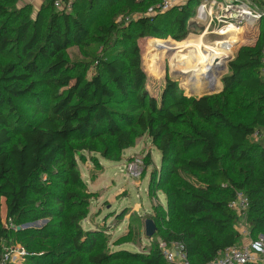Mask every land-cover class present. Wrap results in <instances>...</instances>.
Here are the masks:
<instances>
[{"label": "trees", "instance_id": "trees-1", "mask_svg": "<svg viewBox=\"0 0 264 264\" xmlns=\"http://www.w3.org/2000/svg\"><path fill=\"white\" fill-rule=\"evenodd\" d=\"M55 1L45 0L34 18L28 7L17 12L0 4V57L11 54L0 61V259L9 250L4 245L21 242L28 264H112L121 258L168 264L158 240L142 253L99 250L97 237L113 227L82 229L89 197L71 189L81 180L76 158L84 150L111 158L132 145L137 130L161 152L162 170L151 180L168 184V207L176 210L161 239L183 242L192 264L211 263L239 244L240 214L233 204L240 194L248 200L250 232L256 239L264 236V146L250 140L264 129V29L254 45L236 52L220 93L187 98L180 82L167 75L158 102L148 90L140 46L132 37L117 55L101 58V71L90 79L77 71L67 51L89 37L87 15L57 9ZM99 1L120 12L146 5L136 36L159 33L155 22L165 12L147 15L157 0H76L73 6ZM194 12L179 6L174 20L183 29ZM101 30L112 35L117 26ZM153 47L160 56L161 49ZM122 102L124 109L110 106ZM21 105L27 113L20 115L24 128L15 136L11 120ZM56 217L63 224L50 231ZM40 219L48 222L24 226Z\"/></svg>", "mask_w": 264, "mask_h": 264}, {"label": "rangeland", "instance_id": "rangeland-1", "mask_svg": "<svg viewBox=\"0 0 264 264\" xmlns=\"http://www.w3.org/2000/svg\"><path fill=\"white\" fill-rule=\"evenodd\" d=\"M202 1L204 0H179L170 10L165 11L163 16L157 17L155 28L159 30V33L152 31V36L143 38L136 36L138 32L137 21L139 15L145 13L143 10L147 9L146 5L141 10L120 12L119 9L100 1L91 5L90 3H76L67 11L72 15L77 12L86 13L89 37L81 44L70 46L67 57L70 60L77 61V71L85 75L88 80L93 74L101 71L99 66L101 58L117 55L119 51H122V48L125 49L129 44L126 39L132 37V42L136 41L140 46L143 68L149 78L148 90L151 95L157 98L158 102H160L163 90L166 87L165 79L167 75L180 82V88L184 91L185 97L197 96L194 93L195 88L191 85V82L193 84L197 82V80H191L193 73L191 67H195V65L192 62L186 64L183 62V58H175L176 51L170 50L166 42L171 40L177 43H198L203 40L205 44L216 45L227 38V35L205 34V26L202 24L194 26L195 23H192V20H189L186 27L182 29L174 20L177 7L187 5L190 9H194V15L196 16L197 7ZM44 2L45 0H0V4L7 7L9 11L20 12L28 7L33 18ZM138 11H142V13ZM150 16H156V14ZM195 16L192 18H195ZM112 24L117 26V30L112 35L102 32L103 26ZM261 32L259 26H250L243 30L241 39H239L237 46H234L233 54L224 60L227 64L224 66L223 63L221 66L224 67L216 72L220 81V89L215 92L216 94L223 89L222 78L229 73V65L235 59L236 52L243 46L254 45ZM174 34L178 38H175ZM149 42L152 48L150 51H148ZM157 42L165 50H162ZM154 45L161 49L160 56L156 55L157 52L154 53ZM187 46L182 54L191 52V44ZM10 56L11 54L5 53L1 55L0 61L4 62ZM120 101L125 102L124 100ZM123 102L120 104L112 103L110 106L124 109L125 103ZM26 113L27 107L25 109L21 105L15 121L11 120L15 136L24 128L20 115L23 114L24 117ZM222 138L224 147L227 143L224 132H222ZM250 140L264 146V129H257ZM82 153L83 156L76 158V169L79 171L81 180L78 185L71 187L72 190L79 192L81 196H86L87 199L89 197V205L87 200L85 208L87 215L81 220L80 225L84 230L95 229L96 227L103 229L104 226L108 225L113 227L97 237L96 247L104 252H121L123 250L142 253L144 250H148L151 245H156L157 240L163 238L166 228L172 223L170 219L172 213L175 214L176 210L172 212L168 207L166 196L168 184L165 188L158 180L159 178H156V181L151 180L157 172L162 170L161 152L152 139L146 133L137 130L132 145L114 154L111 158H105L100 151L84 150ZM135 163L138 164L136 170H142L141 175L137 177L130 176L128 171L129 166ZM59 168L61 171L62 168H66V165L62 162ZM62 173L66 174L64 170ZM64 186L69 187L68 184H64ZM179 192L182 193L180 190ZM0 202L3 207L2 198ZM165 216L166 220L158 219V217ZM117 219L121 220L118 224ZM147 219H153L157 227L156 233L152 236L154 242H151L146 235L145 222ZM47 222L48 219H40L35 223L24 226L41 227ZM56 223L58 225L63 224L60 217H56L51 221L50 231L58 230L59 226ZM235 229L241 234L239 244L256 239L250 232L246 214H240ZM258 239L264 241V236L260 235ZM13 244L23 245L21 242H13ZM6 246L4 245L5 250L12 247V245L7 244ZM255 258L264 263V256L258 255ZM20 264H28V261H21ZM112 264H139V262L131 258H121L112 262Z\"/></svg>", "mask_w": 264, "mask_h": 264}, {"label": "built area", "instance_id": "built-area-1", "mask_svg": "<svg viewBox=\"0 0 264 264\" xmlns=\"http://www.w3.org/2000/svg\"><path fill=\"white\" fill-rule=\"evenodd\" d=\"M76 0H56L57 9H70ZM179 0H157L147 10V15H155L170 10ZM197 24L205 26V34L225 36L233 34L236 29L244 30L247 27L259 26L264 29V0H204L197 7L195 18ZM243 32V31H242ZM261 34V33H260ZM260 36V35H259ZM257 41V40H256ZM237 44L235 45V47ZM227 64L225 61L224 66ZM222 66V67H224ZM261 73L264 75V56L262 59ZM137 163L129 166V175L137 177ZM248 206L247 198L240 194L233 207L239 214H245ZM158 247L168 264H192L186 251L185 244L181 241L168 242L158 239ZM258 255L264 256V241L251 240L246 244H237L223 250L219 257L209 264H245L256 259ZM26 251L21 245H15L6 251L0 259V264H17L24 261Z\"/></svg>", "mask_w": 264, "mask_h": 264}, {"label": "bare ground", "instance_id": "bare-ground-1", "mask_svg": "<svg viewBox=\"0 0 264 264\" xmlns=\"http://www.w3.org/2000/svg\"><path fill=\"white\" fill-rule=\"evenodd\" d=\"M197 24L195 20L191 21ZM199 25V24H198ZM242 29H236L233 34H227V38L223 41L218 42L216 45H208L203 42V40L198 43H177L174 41H167L170 50H175V58H183V62L186 64L193 63L195 67L192 71L191 80H197L194 84V88L200 89L206 85L213 84L216 87H220V81L217 78L216 72L220 69L224 60L233 54L234 46L240 39ZM191 44V52L183 51Z\"/></svg>", "mask_w": 264, "mask_h": 264}, {"label": "water", "instance_id": "water-1", "mask_svg": "<svg viewBox=\"0 0 264 264\" xmlns=\"http://www.w3.org/2000/svg\"><path fill=\"white\" fill-rule=\"evenodd\" d=\"M194 26H197V25H194ZM187 77H188V75L186 76V78ZM191 85L193 87H195L192 82H191ZM219 89H220V87H216L213 84H211V85H206L204 87H201L200 89L195 88L194 93L198 97H201V96H204V95L214 94ZM145 225H146V235H147V237L150 238V237H152L156 233L157 227H156L155 222H154L153 219H147L146 222H145Z\"/></svg>", "mask_w": 264, "mask_h": 264}, {"label": "crops", "instance_id": "crops-1", "mask_svg": "<svg viewBox=\"0 0 264 264\" xmlns=\"http://www.w3.org/2000/svg\"><path fill=\"white\" fill-rule=\"evenodd\" d=\"M246 243H248V242H246ZM246 243H243V244H246ZM20 262H21V261H19L17 264H20Z\"/></svg>", "mask_w": 264, "mask_h": 264}]
</instances>
